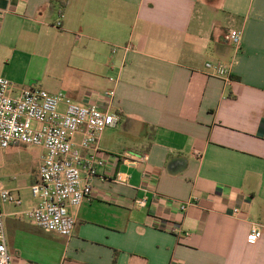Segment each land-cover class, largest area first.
<instances>
[{
  "label": "crops",
  "instance_id": "crops-1",
  "mask_svg": "<svg viewBox=\"0 0 264 264\" xmlns=\"http://www.w3.org/2000/svg\"><path fill=\"white\" fill-rule=\"evenodd\" d=\"M0 76L12 96L35 87L80 105L114 90L120 117L101 133L105 166L70 237L34 225L25 212L39 201L11 181L18 149L39 150L30 185L42 150L1 151V185L22 201L1 205L13 264H264V0H68L62 13L51 0H0ZM129 154L148 160L129 166Z\"/></svg>",
  "mask_w": 264,
  "mask_h": 264
},
{
  "label": "built area",
  "instance_id": "built-area-1",
  "mask_svg": "<svg viewBox=\"0 0 264 264\" xmlns=\"http://www.w3.org/2000/svg\"><path fill=\"white\" fill-rule=\"evenodd\" d=\"M61 19L55 27L60 29ZM229 40L235 46L241 43L242 33L229 32ZM129 50L130 46H126ZM206 70L230 84V70L220 62H207ZM110 81H115L110 78ZM12 83L0 76V151L12 145L32 146L42 150L38 164V176L30 185L34 198L39 203L25 212L26 217L45 232L58 233L64 237L72 236L76 218L73 210L85 200L94 196L92 180L105 161L98 147L101 133L119 121V113L113 108L114 90L97 93L94 102L80 105L64 93H49L41 88H25L19 95H10ZM82 134L79 143L75 137ZM84 152H86L84 154ZM148 160L147 154L126 155L123 162L138 166ZM143 181L149 179L142 172ZM127 176L119 174L116 183H127ZM145 193L147 187H140ZM147 197L137 199L139 207L147 206ZM195 199L179 203L180 211H186ZM9 203L21 205L12 190L0 182V264H13L8 253L1 205ZM234 214L240 211L233 210ZM172 231L181 233L178 226ZM189 237V233H184ZM261 237L258 225L253 224L247 237L255 243Z\"/></svg>",
  "mask_w": 264,
  "mask_h": 264
},
{
  "label": "rangeland",
  "instance_id": "rangeland-1",
  "mask_svg": "<svg viewBox=\"0 0 264 264\" xmlns=\"http://www.w3.org/2000/svg\"><path fill=\"white\" fill-rule=\"evenodd\" d=\"M3 152L0 151V164L3 157ZM39 156V150L35 148L30 147H22L21 149H18V151L15 153L16 160L20 159L24 162V167L21 168L22 170L14 171L15 173H12V178L15 177V179H12L11 181L14 183V185L18 187H22L21 191V197L22 199H30V200H38L33 197L31 190H30V173L31 169L33 168V165H35V158ZM38 166V165H37ZM36 173V171H35ZM34 173V174H35ZM7 171L6 170H0V176L5 180V182H8L7 178ZM13 207V206H12Z\"/></svg>",
  "mask_w": 264,
  "mask_h": 264
},
{
  "label": "trees",
  "instance_id": "trees-1",
  "mask_svg": "<svg viewBox=\"0 0 264 264\" xmlns=\"http://www.w3.org/2000/svg\"><path fill=\"white\" fill-rule=\"evenodd\" d=\"M51 2L58 6L60 12L67 6L68 0H51Z\"/></svg>",
  "mask_w": 264,
  "mask_h": 264
}]
</instances>
